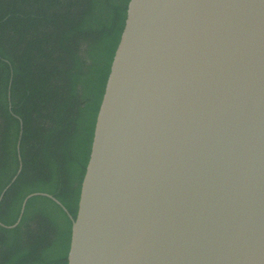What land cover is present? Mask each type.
<instances>
[{
  "label": "water",
  "instance_id": "obj_1",
  "mask_svg": "<svg viewBox=\"0 0 264 264\" xmlns=\"http://www.w3.org/2000/svg\"><path fill=\"white\" fill-rule=\"evenodd\" d=\"M66 264H264V0H128Z\"/></svg>",
  "mask_w": 264,
  "mask_h": 264
},
{
  "label": "trees",
  "instance_id": "obj_2",
  "mask_svg": "<svg viewBox=\"0 0 264 264\" xmlns=\"http://www.w3.org/2000/svg\"><path fill=\"white\" fill-rule=\"evenodd\" d=\"M127 2L0 0V264L67 262Z\"/></svg>",
  "mask_w": 264,
  "mask_h": 264
}]
</instances>
